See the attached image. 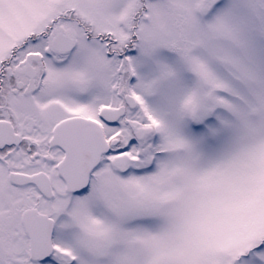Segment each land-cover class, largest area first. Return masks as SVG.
Wrapping results in <instances>:
<instances>
[{
	"label": "snow or ice",
	"instance_id": "obj_1",
	"mask_svg": "<svg viewBox=\"0 0 264 264\" xmlns=\"http://www.w3.org/2000/svg\"><path fill=\"white\" fill-rule=\"evenodd\" d=\"M0 264H264V0H0Z\"/></svg>",
	"mask_w": 264,
	"mask_h": 264
}]
</instances>
